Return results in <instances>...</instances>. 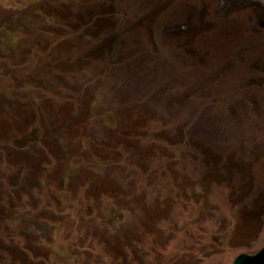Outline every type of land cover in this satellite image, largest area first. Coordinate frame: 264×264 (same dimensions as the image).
<instances>
[{"label": "rangeland", "instance_id": "rangeland-1", "mask_svg": "<svg viewBox=\"0 0 264 264\" xmlns=\"http://www.w3.org/2000/svg\"><path fill=\"white\" fill-rule=\"evenodd\" d=\"M263 245L264 0H0V264Z\"/></svg>", "mask_w": 264, "mask_h": 264}, {"label": "water", "instance_id": "water-1", "mask_svg": "<svg viewBox=\"0 0 264 264\" xmlns=\"http://www.w3.org/2000/svg\"><path fill=\"white\" fill-rule=\"evenodd\" d=\"M232 264H264V245L253 254H240Z\"/></svg>", "mask_w": 264, "mask_h": 264}, {"label": "trees", "instance_id": "trees-1", "mask_svg": "<svg viewBox=\"0 0 264 264\" xmlns=\"http://www.w3.org/2000/svg\"><path fill=\"white\" fill-rule=\"evenodd\" d=\"M27 251L29 252V250H27ZM28 254H29V253H28ZM30 255H31V254H29V256H30ZM45 258H47V256H46ZM45 258H44V259H45Z\"/></svg>", "mask_w": 264, "mask_h": 264}]
</instances>
